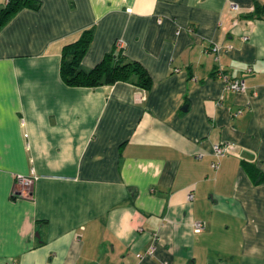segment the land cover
I'll list each match as a JSON object with an SVG mask.
<instances>
[{
	"label": "crops",
	"instance_id": "crops-1",
	"mask_svg": "<svg viewBox=\"0 0 264 264\" xmlns=\"http://www.w3.org/2000/svg\"><path fill=\"white\" fill-rule=\"evenodd\" d=\"M255 4L41 0L0 27V264H264ZM88 28L85 69L117 44L152 87L64 83L63 46Z\"/></svg>",
	"mask_w": 264,
	"mask_h": 264
},
{
	"label": "trees",
	"instance_id": "trees-1",
	"mask_svg": "<svg viewBox=\"0 0 264 264\" xmlns=\"http://www.w3.org/2000/svg\"><path fill=\"white\" fill-rule=\"evenodd\" d=\"M2 5L0 7V27L24 8L39 9L41 0H9ZM254 13L257 16H264V2L256 0ZM93 38L94 28H88L81 33L78 39L63 46L60 76L64 83L75 87H97L118 81H130L144 89L152 87L153 80L148 70L141 63L128 59L124 49L119 48L117 44L93 68L85 69L82 62ZM262 180H264V175L258 177V181Z\"/></svg>",
	"mask_w": 264,
	"mask_h": 264
},
{
	"label": "built area",
	"instance_id": "built-area-1",
	"mask_svg": "<svg viewBox=\"0 0 264 264\" xmlns=\"http://www.w3.org/2000/svg\"><path fill=\"white\" fill-rule=\"evenodd\" d=\"M9 0H4V4H6ZM233 8L237 9L238 6L236 4L232 5ZM119 46L122 44L121 42L118 43ZM221 50V46L219 44H213L212 45V51L215 52L217 55L219 54ZM218 58V56H217ZM225 81L227 82V86L228 89L232 90V91H237V92H245L246 91V83L243 79H230L226 76H224ZM232 149V145L229 143H223V144H216L214 146V153L215 155L220 158L222 156L227 155L230 150ZM219 162L216 161L213 163L214 167H218ZM37 178V176L35 177V175L33 176H25V175H18L17 177V181L18 183L24 187L25 189H28L30 187H32L34 180ZM189 198L193 199V193L189 194ZM195 232H201L205 229V223L198 221L195 223ZM154 251V247L152 246L150 249H148L147 254H152ZM142 257V255H141Z\"/></svg>",
	"mask_w": 264,
	"mask_h": 264
}]
</instances>
